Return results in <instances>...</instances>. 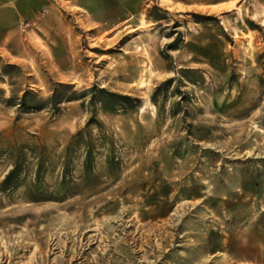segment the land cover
Listing matches in <instances>:
<instances>
[{
    "label": "rangeland",
    "instance_id": "1",
    "mask_svg": "<svg viewBox=\"0 0 264 264\" xmlns=\"http://www.w3.org/2000/svg\"><path fill=\"white\" fill-rule=\"evenodd\" d=\"M131 1L0 52V264H264V0Z\"/></svg>",
    "mask_w": 264,
    "mask_h": 264
},
{
    "label": "crops",
    "instance_id": "2",
    "mask_svg": "<svg viewBox=\"0 0 264 264\" xmlns=\"http://www.w3.org/2000/svg\"><path fill=\"white\" fill-rule=\"evenodd\" d=\"M114 1L123 13L132 12L131 0ZM93 2L94 0H0V52L13 43V38L20 37L24 24L30 25L40 15L72 7L91 12L90 4Z\"/></svg>",
    "mask_w": 264,
    "mask_h": 264
}]
</instances>
